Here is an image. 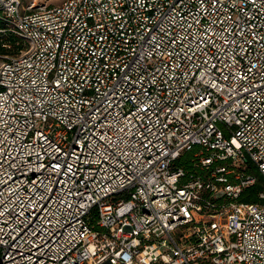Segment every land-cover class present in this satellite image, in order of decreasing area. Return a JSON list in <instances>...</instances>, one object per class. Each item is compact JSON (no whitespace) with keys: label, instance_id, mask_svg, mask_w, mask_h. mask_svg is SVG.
Instances as JSON below:
<instances>
[{"label":"built area","instance_id":"obj_1","mask_svg":"<svg viewBox=\"0 0 264 264\" xmlns=\"http://www.w3.org/2000/svg\"><path fill=\"white\" fill-rule=\"evenodd\" d=\"M249 165L264 0H0V264H264Z\"/></svg>","mask_w":264,"mask_h":264},{"label":"trees","instance_id":"obj_2","mask_svg":"<svg viewBox=\"0 0 264 264\" xmlns=\"http://www.w3.org/2000/svg\"><path fill=\"white\" fill-rule=\"evenodd\" d=\"M196 150L197 147H195V149L193 148L192 150L184 151L179 157V160L177 161V165L183 167L186 171L187 176L184 179V181L185 180L187 181L192 174L194 175L202 174V171L194 166L193 154ZM246 170L247 173L255 177L256 181L246 186L243 189L240 196V201L258 202L259 194L264 188V177L262 176V174L259 172V170L255 165H249Z\"/></svg>","mask_w":264,"mask_h":264},{"label":"rangeland","instance_id":"obj_3","mask_svg":"<svg viewBox=\"0 0 264 264\" xmlns=\"http://www.w3.org/2000/svg\"><path fill=\"white\" fill-rule=\"evenodd\" d=\"M36 2L37 5H51L53 3H57L59 0H24V4L27 5L32 2Z\"/></svg>","mask_w":264,"mask_h":264}]
</instances>
